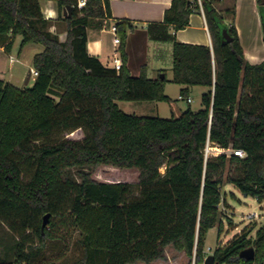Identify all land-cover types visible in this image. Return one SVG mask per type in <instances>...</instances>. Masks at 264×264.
<instances>
[{"label": "trees", "instance_id": "obj_1", "mask_svg": "<svg viewBox=\"0 0 264 264\" xmlns=\"http://www.w3.org/2000/svg\"><path fill=\"white\" fill-rule=\"evenodd\" d=\"M56 1L63 41L49 30L39 0H0V47L10 53L16 36L19 52L42 46L32 57L31 85L0 78V222L15 238L0 264H56L36 261L61 230L76 235L75 264H150L169 244L202 264L206 232L223 228L222 185L264 201V60L249 63L234 24L223 23L213 0H201L212 48L173 39L171 80L148 78L144 64L133 76L123 48L118 71L87 52V28L110 27L108 0H85L82 8ZM67 6L70 15L62 16ZM199 11L197 0H172L163 22L177 31ZM114 26L120 40L132 28L128 20ZM223 29L230 42H222ZM167 81L181 85L183 97L191 86L206 87L202 107L163 118L128 114L116 103L169 102ZM77 129L81 139L65 137ZM207 144L245 155L205 158ZM101 165L136 169L138 180L93 179L87 169ZM253 229L218 243L214 264H264V224L250 237ZM250 246L255 256L247 261L239 253Z\"/></svg>", "mask_w": 264, "mask_h": 264}, {"label": "crops", "instance_id": "obj_2", "mask_svg": "<svg viewBox=\"0 0 264 264\" xmlns=\"http://www.w3.org/2000/svg\"><path fill=\"white\" fill-rule=\"evenodd\" d=\"M215 8L222 14L223 23L229 25L234 24L239 43L243 50L244 58L251 64L259 63L264 60V2L259 3L257 0H213ZM110 7V17L105 22L110 23V27L87 28V52L99 58L103 65L107 67L113 66L112 59L118 56L120 61V49L123 48L127 56V66L131 75L138 76L140 68L144 64L146 66V76L148 78H156L164 74L167 80H171L172 71V45L173 39L187 44L206 45L212 48V40L208 30L207 22L203 11L193 12L189 16V24L183 29L174 31L173 28L163 22L164 11L170 7L172 0H108ZM41 13L44 18L50 21L49 30L56 33L61 41L66 38V29L64 22L59 18L60 11L56 0H39ZM233 9V15L227 13V10ZM62 16L63 13H62ZM120 20H128L132 28H128L126 38L120 40L118 44L114 42L115 33L111 27L115 22ZM119 37V36H118ZM16 39V37H15ZM119 39H121L119 37ZM15 44V40H14ZM10 53L4 51L0 47V78L10 81L12 73L10 69L15 64H24V50L14 54L13 48ZM41 51V50H40ZM39 52V51H38ZM37 53V52H35ZM33 53V55L35 54ZM28 63V75L25 78L27 85L34 77L30 74L32 67V58ZM8 78H7V77ZM13 84V83H12ZM174 84L178 96L180 95L181 85L167 81L164 87L165 94L172 100V92L170 85ZM15 85V84H13ZM22 87V86H20ZM203 87L199 85L189 87V92L196 88ZM204 90H199V96ZM188 92V94H189ZM189 97V95L187 96ZM174 98V95H173ZM178 99V97H177ZM176 100V99H175ZM131 102V101H130ZM132 101L131 105H134ZM165 101H151L155 108L157 116L161 117L159 107ZM119 106V102L116 101ZM120 108V107H119ZM121 109V108H120ZM182 110L176 105L173 116H178ZM177 114V115H174ZM139 115V114H138ZM141 115V114H140ZM10 232L7 228H5ZM254 228L251 233H255ZM10 232L11 246L14 245L15 238ZM219 235V234H218ZM225 242L217 241V244H225ZM216 244V246H217ZM7 247V248H6ZM1 245L0 253L9 252L13 254V250H9L8 246ZM6 248V249H5ZM206 255L207 253L204 249Z\"/></svg>", "mask_w": 264, "mask_h": 264}, {"label": "rangeland", "instance_id": "obj_3", "mask_svg": "<svg viewBox=\"0 0 264 264\" xmlns=\"http://www.w3.org/2000/svg\"><path fill=\"white\" fill-rule=\"evenodd\" d=\"M20 36H16L14 44V54H17L18 43ZM24 50L25 63L15 64L10 69L12 78H9L16 86H25V78L28 75L29 66L28 63L33 57V53L42 50V46L39 44H28ZM22 52V51H21ZM20 53V52H19ZM21 54V53H20ZM32 64V63H31ZM7 77V76H6ZM33 77V76H32ZM8 78V77H7ZM32 80L27 85H31ZM172 94V100L169 102H162L159 107V113L163 118H170L173 116L171 113H175L176 105L180 107L182 111L187 108H191L193 111H197L202 107L201 98L199 96V90H204V87H196L189 92L191 101L188 103L186 99H177L178 93L174 84L170 85ZM174 95V98H173ZM176 99V100H175ZM119 107L128 114L145 115V116H157L153 103L151 101H137L134 105L130 101H118ZM177 115V114H174ZM179 115V114H178ZM84 136L81 129L74 130L65 135V137L72 139H81ZM215 147V146H212ZM211 155L221 154L214 148L211 150ZM231 154L230 150L225 152ZM233 167L225 172L229 176ZM87 171L91 172V177L99 181H126L136 183L138 180V171L136 169H119L109 165H101L96 168H88ZM165 167L160 168V172H164ZM78 169H70L69 174L72 178L79 181ZM221 194L223 197L220 208L224 214L223 228L218 233V227L210 228L205 235L204 248L206 252H213L216 247L217 241L225 242L229 238H232L235 234L239 233L242 228H258L264 224V201L258 202L254 197L250 195H244L233 184L224 183L221 187ZM252 214L250 217L248 215ZM6 226L0 222V246H10V232L6 229ZM58 238L53 241H48L44 251L36 261L37 263H45L54 261L56 264H75V258L78 255V248L75 245V233L64 234L61 230L56 232ZM219 234V235H218ZM9 235V236H8ZM255 233H250V237H253ZM12 236V235H11ZM209 248V251H208ZM133 264H146L145 262L138 261ZM150 264H195L194 257L190 258L183 251H179L169 244L164 249V257L152 261ZM203 264V263H202ZM228 264H244V263H228ZM253 264H256L255 262Z\"/></svg>", "mask_w": 264, "mask_h": 264}, {"label": "built area", "instance_id": "obj_4", "mask_svg": "<svg viewBox=\"0 0 264 264\" xmlns=\"http://www.w3.org/2000/svg\"><path fill=\"white\" fill-rule=\"evenodd\" d=\"M197 3L199 5V7H200V10L203 11L202 10V6H201V0H197ZM84 5H85V0H77V7L78 8H82ZM111 30L115 33L114 42L116 44H118L120 42V39H119V37H118V35L116 33V27L113 25L111 27ZM112 62H113L112 68H114L115 70L118 71L120 69V66H121V61H120L119 57L118 56H114L113 59H112ZM30 74L35 78L36 75H37V71L35 69H32L31 72H30ZM178 98L179 99H182V100L183 99H186V101L188 103L191 101V98L190 97H183L182 95H179ZM213 148L216 151H221L219 153H222V152H225L226 151V149H224V148H220V147H217V146L212 147V146H209L207 144L206 147H205V150H204V156H205V158L208 157L209 155H211V153H212L211 150ZM227 150H230L231 152H233V154H235V155H237L239 157H243L245 155L244 151H242V150H232V149H227ZM216 155H218V154H216ZM251 215L252 214H250L248 216L250 217ZM208 251H209V248H208ZM207 253H209V252H207Z\"/></svg>", "mask_w": 264, "mask_h": 264}, {"label": "water", "instance_id": "obj_5", "mask_svg": "<svg viewBox=\"0 0 264 264\" xmlns=\"http://www.w3.org/2000/svg\"><path fill=\"white\" fill-rule=\"evenodd\" d=\"M71 12V6H67L64 10H63V15H70ZM231 36H229V34L226 32V29L222 30V42L226 43V42H230L231 41ZM164 74L160 75V78H163ZM246 196V194H244ZM47 217L48 215L46 214L43 218V222H42V226L44 227L47 223ZM239 256L247 261H251L254 259L255 253H254V248L252 246L247 247L245 249H243L242 251H240ZM203 264H214V256L212 253L208 254L205 256L204 260H203Z\"/></svg>", "mask_w": 264, "mask_h": 264}]
</instances>
